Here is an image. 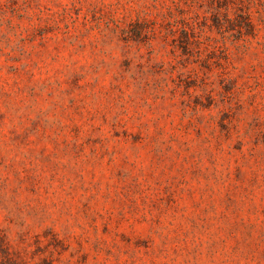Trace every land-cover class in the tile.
<instances>
[{
    "label": "rangeland",
    "instance_id": "374dc122",
    "mask_svg": "<svg viewBox=\"0 0 264 264\" xmlns=\"http://www.w3.org/2000/svg\"><path fill=\"white\" fill-rule=\"evenodd\" d=\"M0 264H264V0H0Z\"/></svg>",
    "mask_w": 264,
    "mask_h": 264
},
{
    "label": "trees",
    "instance_id": "16d2710c",
    "mask_svg": "<svg viewBox=\"0 0 264 264\" xmlns=\"http://www.w3.org/2000/svg\"><path fill=\"white\" fill-rule=\"evenodd\" d=\"M232 4V5H231ZM235 5V6H233ZM225 14L223 20L219 18L220 10L214 12V25L228 34V38L234 41H245L249 37L255 35V27L251 19V15L247 8L243 5H236L233 2H228L224 5ZM232 12V13H231ZM232 14V15H231ZM181 44L178 46L182 49L183 53L189 52V49L196 40L195 34L197 33L194 28L189 26L181 27Z\"/></svg>",
    "mask_w": 264,
    "mask_h": 264
}]
</instances>
